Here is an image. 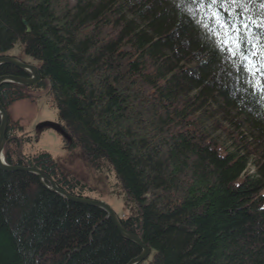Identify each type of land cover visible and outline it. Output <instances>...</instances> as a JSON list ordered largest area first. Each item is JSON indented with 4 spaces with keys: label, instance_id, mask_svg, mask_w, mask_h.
Listing matches in <instances>:
<instances>
[{
    "label": "trees",
    "instance_id": "16d2710c",
    "mask_svg": "<svg viewBox=\"0 0 264 264\" xmlns=\"http://www.w3.org/2000/svg\"><path fill=\"white\" fill-rule=\"evenodd\" d=\"M252 7L189 15L182 0H0V57L21 44L42 79L4 85V108L45 91L68 149L97 175L114 173L129 211L122 226L151 250L141 264H264V92L245 70L264 83L261 57H233L210 19L218 11L241 27L260 15ZM11 75L26 77L0 67ZM6 141L7 164L93 199L48 152H26L33 138L11 115ZM140 254L103 211L0 169V264H127Z\"/></svg>",
    "mask_w": 264,
    "mask_h": 264
},
{
    "label": "rangeland",
    "instance_id": "374dc122",
    "mask_svg": "<svg viewBox=\"0 0 264 264\" xmlns=\"http://www.w3.org/2000/svg\"><path fill=\"white\" fill-rule=\"evenodd\" d=\"M9 55H11L9 57L23 59L26 64L34 65L32 59L25 57L21 44H17ZM35 64L34 66L38 67L37 63ZM31 94L30 100L17 102L10 108L12 121L22 126L25 132L33 138L32 148L26 152L31 154L41 151L48 152L63 172L90 186L89 188L93 190L90 197L111 205L112 210L118 216L127 215L129 213L127 203L114 173H109L110 177L108 174L109 179L97 175L85 164L79 151L68 149L60 133L52 128L43 127L45 124H59L58 111L48 100L44 90H34ZM23 151L25 153V149ZM250 169L251 174H254L253 165Z\"/></svg>",
    "mask_w": 264,
    "mask_h": 264
},
{
    "label": "water",
    "instance_id": "95a60500",
    "mask_svg": "<svg viewBox=\"0 0 264 264\" xmlns=\"http://www.w3.org/2000/svg\"><path fill=\"white\" fill-rule=\"evenodd\" d=\"M25 27L27 28V32L29 33V28L25 22H23ZM4 65H11L14 67H17L21 71L29 74V77H16V76H2L0 77V89L7 84H17L23 87H34L40 84L41 80L38 77V69L34 65L26 64V62H23L22 60L15 58V57H0V67ZM0 117H1V123H0V169L4 172H24L31 175H34L38 178L40 184L47 189L48 191L52 193H56L60 195L62 198H64L66 201L91 206L94 208H97L100 211H103L107 218L113 222L114 226L118 230L119 234H121L125 239L133 242L135 245H137L140 250L141 254L137 256L136 258L132 259L127 264H141L144 261L148 259V256L151 253L150 248L143 245V242L136 234H131L128 232L123 226L120 221V218L115 213L114 210H112V206L109 205L106 202L98 201V200H91L86 198H78L73 197L69 195L66 191L60 189L58 185L55 183V181L50 178L46 173H44L42 170L34 167H17L9 165L4 160V148L6 145V133L8 130L9 125V115L6 111V109L3 107V104L0 100ZM46 126H49L50 128L58 131L60 134L64 136V139L69 140L67 134L61 129L60 126L56 124H48ZM43 128V127H42Z\"/></svg>",
    "mask_w": 264,
    "mask_h": 264
},
{
    "label": "snow or ice",
    "instance_id": "6c2138e0",
    "mask_svg": "<svg viewBox=\"0 0 264 264\" xmlns=\"http://www.w3.org/2000/svg\"><path fill=\"white\" fill-rule=\"evenodd\" d=\"M182 3L187 7L189 15H191L193 6L195 10L198 11L201 7L205 9H215L217 5L223 7L227 4L239 9L235 15L240 16L251 12L253 10L252 6L258 5L260 15L256 18L248 15L246 21H241V27H237L235 23H228V21L221 17L218 11H212L210 19L217 23L224 37L221 43L225 44V46L230 45L229 52L233 57L238 56L247 62L249 56L259 55L261 57V63L256 71L264 72V0H182ZM250 26L261 29L262 33L259 35L252 33ZM242 29L245 34H242ZM246 43L252 45L247 55L243 51ZM245 70L249 71L254 78L252 81H249L254 89L264 92V83L257 84L255 81L256 72L252 71L251 68ZM262 99H264V97H262Z\"/></svg>",
    "mask_w": 264,
    "mask_h": 264
},
{
    "label": "bare ground",
    "instance_id": "6f19581e",
    "mask_svg": "<svg viewBox=\"0 0 264 264\" xmlns=\"http://www.w3.org/2000/svg\"><path fill=\"white\" fill-rule=\"evenodd\" d=\"M11 66V65H10ZM14 67V66H13ZM15 68H17V67H15ZM18 69V68H17ZM37 69H38V77L40 78V80H41V82H42V79H41V77H40V74H39V68L37 67ZM20 70V69H19ZM21 71V70H20ZM21 72H23V71H21ZM25 75H26V77H29L30 75L29 74H27V73H25V72H23ZM12 76V75H11ZM16 77H19V76H16ZM41 82H40V84H41ZM39 84V85H40ZM15 85H17V84H15ZM20 86V85H19ZM38 86V85H37ZM37 86H34V87H37ZM23 87V86H22ZM26 88H33V87H26ZM1 100V99H0ZM4 107V106H3ZM7 111V110H6ZM8 113V112H7ZM8 115H9V113H8ZM9 122H10V115H9ZM46 125H48V124H45L43 127H47V128H50L49 126H46ZM56 125H58V126H60L59 124H56ZM9 126V125H8ZM61 127V126H60ZM62 129V128H61ZM63 130V129H62ZM64 131V130H63ZM58 132V131H57ZM65 132V131H64ZM59 133V132H58ZM7 134V133H6ZM66 134V133H65ZM62 135V134H61ZM63 136V135H62ZM64 137V136H63ZM6 143H7V141H6ZM6 146V145H5ZM4 150H5V148H4ZM4 160H5V157H4ZM6 162V161H5ZM17 167H21V166H17ZM21 168H23V167H21ZM17 172H20V171H17ZM9 173H14V172H9ZM24 173V172H23ZM28 174V173H27ZM56 183V182H55ZM87 199V198H86ZM91 200H94V199H91ZM99 201V200H98ZM150 255H151V253H150ZM149 257V256H148Z\"/></svg>",
    "mask_w": 264,
    "mask_h": 264
}]
</instances>
